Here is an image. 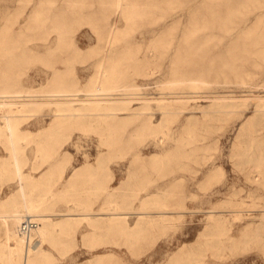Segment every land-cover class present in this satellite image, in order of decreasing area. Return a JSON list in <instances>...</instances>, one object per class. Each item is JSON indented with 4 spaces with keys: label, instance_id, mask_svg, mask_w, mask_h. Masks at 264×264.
<instances>
[{
    "label": "rangeland",
    "instance_id": "rangeland-1",
    "mask_svg": "<svg viewBox=\"0 0 264 264\" xmlns=\"http://www.w3.org/2000/svg\"><path fill=\"white\" fill-rule=\"evenodd\" d=\"M127 1L137 6L131 15L114 0H0V73L40 89L53 81L54 67H68L67 83L85 92L105 64L107 82L139 86L125 96L128 107L103 99L97 104L107 108L85 110L84 120L77 116L49 134L54 105L27 116L0 108V208L2 195L21 184L49 195L42 204L51 214H59L58 205L66 212L81 207L90 190L100 204L83 210L90 215L58 232L59 240L30 241L29 248L49 253L43 264H90L99 255L103 264H264V0L234 5L227 16L229 0ZM39 4V17L24 27ZM112 23L119 30L110 43ZM62 34L65 48L50 56ZM14 113L22 119L8 127L3 115ZM81 163L99 168L86 189L66 179ZM111 168L113 186L102 191L97 177ZM154 194L158 201L148 205L166 204L167 212L136 237L123 225L91 224L102 208L135 211ZM238 204L242 218L231 212ZM213 207L228 219L211 228ZM33 212L24 216L42 225L45 211ZM138 217L131 214L129 224ZM5 231L0 217V264H20L8 258ZM220 233L249 235L222 249L215 242Z\"/></svg>",
    "mask_w": 264,
    "mask_h": 264
},
{
    "label": "bare ground",
    "instance_id": "bare-ground-1",
    "mask_svg": "<svg viewBox=\"0 0 264 264\" xmlns=\"http://www.w3.org/2000/svg\"><path fill=\"white\" fill-rule=\"evenodd\" d=\"M245 4H246V0L226 1L224 11L222 9V15L225 16L229 15L234 5H236L234 7L236 8V7H243L245 6ZM114 5L118 11L125 9L128 15L133 14L135 9L137 8L136 5L132 6L127 0H114ZM41 8L43 9V6L41 4L35 7L33 13L26 20L24 27L28 28L32 26L33 22L39 17ZM61 17L65 19L63 16ZM60 28H63V26L61 25L58 26V29ZM118 30H119L118 25L116 23H112L109 25L107 40L110 43L115 38V35ZM63 45H65V37L62 34L57 44L54 47H51L47 51V53L50 56H54L60 48H65V46ZM29 51L32 52V50ZM21 54L22 52L20 53V55ZM31 55H35V54L31 53ZM54 69L55 71L53 72L54 75L52 78L53 81L51 82V79H49L50 82L48 81L49 87L44 86L40 89L36 88L35 86H32L31 84L21 83L16 79L7 76L6 73L3 74L0 73V108L8 107L9 111L26 112L27 114H24V116H27V115H31L28 114L30 111H33L44 104L54 105L56 107L55 112L57 113V118L51 120L50 127L44 130V133L49 134L53 130L54 126L63 124L72 118L78 116L77 119L81 118L84 120L85 118H83V116H86V113L83 111L85 110H89L93 108L97 110H103V108H107L108 106H102L97 104L101 100L103 101V99L107 101L116 100L120 105H122L123 108L124 106L126 108L129 106L130 103L128 100L125 99L126 98L125 96H128L131 93L134 94L135 90L139 89V86L137 84L127 87L125 85H112L111 83L107 82V79H105L106 74L107 73L111 74V70H108L105 64H101L99 66V68L97 69L96 79L92 81L91 87L85 89V92H82L84 89L78 87L77 83L70 84L67 83V81L65 80L67 74H69L70 68L54 67ZM171 83H176V82H171ZM126 89L127 90L132 89L134 91L133 92L122 91ZM75 101H85V106L79 108L74 105ZM171 106L172 105H168V107ZM21 116H23V114L14 113V114L3 115V117L5 118L6 125L8 127L11 126V121L14 120L21 121L19 120L22 119L20 118ZM48 151L52 153L50 147ZM39 179L41 180V178ZM24 186H25L24 184H21V187ZM156 195L154 194L153 197H151V199L148 200L143 199L141 202V206L135 209V211L134 209L132 210L131 207H129L127 210L124 211L120 210V208L116 206L110 208H102L101 210H104V212L101 211L97 213L101 215L99 221L94 222L95 224L91 222V224L95 227H99L100 225L109 226L112 229H117L119 225H123L122 226L123 230H127L130 233L129 235L136 237L146 228L147 225L152 224L157 220L154 217H156L157 215L165 214L167 212V210H165L167 208L166 204L159 205L158 207L156 206L150 207L148 205L150 201H154V202L158 201V196ZM234 207L235 208L231 209V212L233 213L234 217L235 218L244 217V210H243L244 208L243 209L240 208L243 207V205L238 204V205H234ZM151 209H157V210H151ZM224 210L225 209L220 207H213L212 209L209 210L210 212L209 218L211 219V223H210L211 228H214L212 227L214 226V224L225 222L228 219L227 214L224 213ZM33 211H34L33 209H28L26 211L16 210L14 212H10V213L2 212V214H0V217L3 219V222L6 225V232H5L6 240L2 244L4 245L3 247H6L8 258L12 262L17 260L20 264L45 263L47 260H49V253L47 252V250L46 249L41 250L38 247L34 246L33 244L29 248L28 246L30 245L29 244L30 241L35 240L36 238L38 239L48 238L54 231L55 232L59 230L62 231L63 229H67L71 226L70 225L72 223L71 220H54L52 216L58 214H53V213L52 214L40 213L39 216H42V219H44L43 224L40 225V221H38L36 217L32 215L24 216L27 213L36 214ZM182 211L179 212L182 213ZM135 213L138 214L139 217L136 223L132 226L131 224H129V217L131 214H135ZM69 215L73 216L76 214L70 213ZM88 215L90 214H85L84 216H88ZM25 217L28 218L31 217L33 220L37 222V226L31 229V231L29 232H23L21 230V224ZM245 235L248 236L249 233ZM245 235L243 237H245ZM243 237L237 240V237L235 235H226L220 233V235H218L215 242L217 246H219L222 249H225L227 247H232L233 245L237 244L239 241L243 240ZM24 246L26 247L24 248ZM182 251L183 249L181 248V250L175 252L170 259L172 261L179 260L180 257L182 256ZM105 259H106L105 257L99 255L91 259L90 264H103L105 262Z\"/></svg>",
    "mask_w": 264,
    "mask_h": 264
},
{
    "label": "crops",
    "instance_id": "crops-1",
    "mask_svg": "<svg viewBox=\"0 0 264 264\" xmlns=\"http://www.w3.org/2000/svg\"><path fill=\"white\" fill-rule=\"evenodd\" d=\"M77 166V167H76ZM74 171L72 170L68 176H67V181H70L73 179H75L78 183H81L85 189L89 188L92 185V182H94V178L95 175L98 174L97 170L98 168V164L97 163H81L76 165ZM40 176V175H39ZM39 176L36 175V177L38 178ZM43 176H45L43 174ZM98 181L100 182L98 184V186H100L102 188V191H105L104 187H106V191L108 192V187L109 186H113L114 183V170L111 168L110 170L107 169L106 174L102 173L100 175H98ZM44 179V177H43ZM22 188V189H21ZM28 187L25 185L24 187H21V185L18 186V189H14L12 191H10L6 196L1 197V203L5 204L4 207H1L0 210H4V212H14L16 210H20V211H26L28 209H33V210H42L45 211V213L49 210L45 209V205L42 204V202H44V200L46 198L49 197V195H45V193H41L38 195H33L30 194V192H27ZM87 191L89 192H84L83 193V205L81 207H75V209H79L80 211H76L75 209H72L73 212L68 211H64L67 210L68 207L64 206V205H58L56 207L53 208V210H55V212L57 211L58 214V218H55L54 220H71L72 223L70 224L71 226H73L76 222H78V219L84 217L85 214H91V213H84L83 210L88 209V208H93V209H97L99 207V203L95 202L92 203L93 200V195L92 193H90V190L88 189ZM28 193V194H27ZM24 195V197H23ZM27 196V197H26ZM39 202V203H37ZM33 204V206H32ZM32 206V207H31ZM70 208V207H69ZM7 210V211H6ZM63 213V214H62ZM67 213V214H66ZM70 213H75L76 215H69ZM84 214V215H83ZM70 226V227H71ZM6 232V231H5ZM59 231L57 232H53L48 239L53 238L59 240V237L56 235ZM2 239H5V235L4 232L2 233ZM6 234V233H5ZM40 242V238L37 239Z\"/></svg>",
    "mask_w": 264,
    "mask_h": 264
},
{
    "label": "built area",
    "instance_id": "built-area-1",
    "mask_svg": "<svg viewBox=\"0 0 264 264\" xmlns=\"http://www.w3.org/2000/svg\"><path fill=\"white\" fill-rule=\"evenodd\" d=\"M37 226V222L33 220L31 217H25L22 224H21V230L23 232H29L31 229Z\"/></svg>",
    "mask_w": 264,
    "mask_h": 264
}]
</instances>
